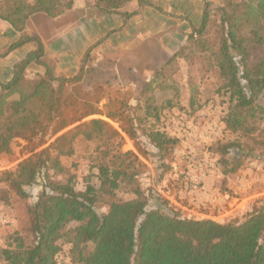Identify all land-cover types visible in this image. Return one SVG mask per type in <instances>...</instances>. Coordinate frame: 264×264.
<instances>
[{
	"label": "trees",
	"instance_id": "16d2710c",
	"mask_svg": "<svg viewBox=\"0 0 264 264\" xmlns=\"http://www.w3.org/2000/svg\"><path fill=\"white\" fill-rule=\"evenodd\" d=\"M129 1L94 0L93 6L98 13H116ZM136 1L153 5L152 0ZM72 3L0 0V19L20 32L9 49L28 42L35 44L14 63L10 79L0 82V153L10 152L16 138L40 145L47 132L54 134L102 111L137 140L138 125L134 126L132 119L140 124L142 116L133 113L129 104L113 108L105 104L106 111L99 109L101 96H93L119 86L113 77H101L102 70L86 66L85 59L75 75L55 76L44 59L42 41L25 31L30 16L55 18L70 10ZM186 49L203 54L206 70L218 80L215 91L226 95L224 128L237 138L219 142L213 148L220 156L221 172H236L248 158L264 161V106L257 101L264 92V0H223L217 7L206 3L199 26L187 34L185 45L177 48L142 85L139 96L144 103H136L135 112L145 109V116L157 120L165 107L173 105L169 98L157 104L154 92L164 89L160 78L166 65L186 58ZM31 63L43 66L44 73L27 74ZM68 86L71 92L64 95ZM203 104L195 94L188 100L192 110ZM142 130L144 139L140 144L136 141L142 145L138 148L151 146L159 160H165L176 139L158 129ZM78 136L96 141L98 148L82 190L75 188V176L67 173L59 160L73 153ZM120 140L118 131L107 121L90 118L58 135L15 169L2 172L0 182L5 187L0 185V200L7 202L11 192L26 199L32 196L33 188L37 191L28 207L30 228L7 234L5 245H0V264H58L57 256L64 244L69 245L80 264H264V201L254 202L239 220L182 217L152 189L145 194L136 181L145 166L130 151L120 150ZM91 176L96 177L98 185L90 181ZM122 189L133 197L117 200L116 192ZM100 203L107 206L105 213L98 212Z\"/></svg>",
	"mask_w": 264,
	"mask_h": 264
},
{
	"label": "rangeland",
	"instance_id": "374dc122",
	"mask_svg": "<svg viewBox=\"0 0 264 264\" xmlns=\"http://www.w3.org/2000/svg\"><path fill=\"white\" fill-rule=\"evenodd\" d=\"M48 25L53 26L51 23ZM212 27L209 29L211 34L215 29L214 24ZM41 28L42 25L39 28L36 25L42 40L45 38L47 40L50 32ZM185 39L176 49L185 45ZM143 49L139 58L132 62V66L125 61L127 64L119 61L115 65L109 62L99 65L98 68L102 70L101 77H113L119 86L111 88L112 91L108 88L104 93L100 91L93 94L95 97L101 96L98 103L99 109L106 111L105 104L109 108L117 104H129L133 113L142 116L140 124L137 123L136 118L132 119L133 125L139 126L136 128L137 140L120 129L119 122L108 117L105 112L90 114L54 134L50 135V132H47L40 145L35 146L21 138L14 139L10 152L0 153V176L5 170L15 169L20 161L41 152L58 135L79 122L90 118H101L118 131L121 139L120 150L130 151L144 164L145 167L136 176V181L145 189V194L147 190L152 189L165 198L174 210H179L182 217L207 218L217 222L241 219L254 202L264 201V161L259 157L248 158L236 172L227 175L221 172L220 156L213 148L219 142L234 140L237 134L224 128L226 95L215 91L218 80L214 73L206 70L207 59L197 51L189 53V49H186L185 53H188L186 58L180 57L170 65H166L160 78L164 89L157 88L154 93H156L157 104L162 99L169 98L173 105L165 107L156 120L152 116H145V109L135 112L133 108L136 103L143 105L144 98L139 96L142 85L152 77L155 71L162 68L173 53L168 52L160 58L159 54L148 50L150 47H143ZM41 68L44 69L43 66ZM70 92L68 86L64 90V95ZM192 94H195L201 103L204 102L200 108L192 110L188 107V100ZM138 98H140L139 103ZM257 101L264 106V92L260 94ZM129 115L132 116L130 112ZM142 129L146 131L158 129L168 137L176 139L165 160H159V155L151 146H146L147 148L142 150L138 148L144 139ZM136 141H139V144L138 142L136 144ZM97 149L96 141L85 140L78 136L73 142V153L59 158L67 173L75 176L74 186L77 190L84 188L83 180L90 171L92 160L98 157ZM96 180L95 176H91L90 181L98 185ZM0 185L5 187L3 182H0ZM36 189L29 191L32 196L26 199L19 198L11 192L8 194L7 202L0 200V216L7 220L6 223L0 222L2 247L5 245L7 234L18 229L26 231L30 228L28 207L35 199ZM116 193L117 200L133 197V194L126 189L118 190ZM97 210L105 213L107 206L105 203H100ZM57 258L58 264H80L74 260L68 244L63 245Z\"/></svg>",
	"mask_w": 264,
	"mask_h": 264
},
{
	"label": "crops",
	"instance_id": "0c3cea01",
	"mask_svg": "<svg viewBox=\"0 0 264 264\" xmlns=\"http://www.w3.org/2000/svg\"><path fill=\"white\" fill-rule=\"evenodd\" d=\"M152 2L153 5H139L136 0H131L116 13H98L93 6L94 0H73L70 10L55 18L44 14L30 16L25 31L42 41L44 59L54 75L69 77L79 71L83 59L86 66L94 68L107 62L115 65L119 61L129 62L128 65L132 66V62L143 52V47L147 46L149 51L163 58L168 52L176 50L192 28L199 26L206 3L217 7L223 0ZM50 23L52 27H49ZM36 25L38 28L42 25L41 30L50 32L47 40H42ZM19 34L8 22L0 19V82L9 80L14 63L35 48L33 42H28L10 50V43ZM26 71L44 73V69L35 63L29 64Z\"/></svg>",
	"mask_w": 264,
	"mask_h": 264
},
{
	"label": "built area",
	"instance_id": "2783aa9c",
	"mask_svg": "<svg viewBox=\"0 0 264 264\" xmlns=\"http://www.w3.org/2000/svg\"><path fill=\"white\" fill-rule=\"evenodd\" d=\"M0 222L6 223L7 220L5 219V217H1V216H0Z\"/></svg>",
	"mask_w": 264,
	"mask_h": 264
}]
</instances>
